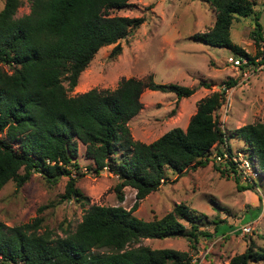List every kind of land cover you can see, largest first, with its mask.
<instances>
[{"label":"trees","instance_id":"16d2710c","mask_svg":"<svg viewBox=\"0 0 264 264\" xmlns=\"http://www.w3.org/2000/svg\"><path fill=\"white\" fill-rule=\"evenodd\" d=\"M21 1L4 0L0 8V186L9 178L20 185L34 171L50 182L68 174L59 199L86 197L75 185L84 172L76 159L81 141L94 163L89 168L96 172L108 168L117 176L114 188L119 199H123V186L135 190L129 207L92 202L75 228L63 235L37 231L38 216L11 225L0 220V264H196L186 249L129 243L141 237L182 235L195 247L200 235L212 234L201 227L210 222L205 212L184 201L148 219L133 210L142 197L165 181L166 167L178 174L189 166L205 164L212 147L220 151L224 145L232 150L230 135L241 139L244 145L240 149L247 150L257 172L253 181L240 186H258V178L264 179V122L221 128L214 111L221 104L223 87L197 99L184 127L173 125L149 141L135 138L128 119L142 107L140 95L145 88L173 91L181 97L196 87L156 81L148 74L123 76L113 87L92 86L73 94L67 90L75 86L80 71L100 46L114 43L110 54L118 53L119 39L144 16L110 12L127 5L128 0H27L29 10L15 15ZM211 2L216 8L213 24L194 32L193 38L225 46L249 62H256L255 56L263 53L264 60L257 13L251 28L257 54L251 55L230 37L233 17L250 14L253 1ZM235 82V77H229L225 83ZM209 83L200 81L206 86ZM221 162L216 167L239 181L236 164L231 159ZM254 208L258 209L256 216L259 206ZM214 222L215 233L228 226ZM93 247L106 250L92 253ZM259 259L264 260V247L249 238L246 247L224 264H250Z\"/></svg>","mask_w":264,"mask_h":264},{"label":"rangeland","instance_id":"374dc122","mask_svg":"<svg viewBox=\"0 0 264 264\" xmlns=\"http://www.w3.org/2000/svg\"><path fill=\"white\" fill-rule=\"evenodd\" d=\"M252 1L250 14L233 17L230 37L254 55L257 54V46L251 28L255 13L264 28V0ZM3 3L4 0H0V8ZM28 10L29 1L22 0L15 15ZM110 12L143 15L144 19L119 39L121 48L118 53L110 54L114 43L100 46L80 71L75 86L68 88V93L92 86L113 87L121 77L128 75L146 77L151 74L156 81H177L195 86L191 94L181 97L168 90L145 88L142 91V107L128 119V125L133 137L145 141L173 125L184 127L196 109L197 99L223 87L221 104L214 111L221 128L230 130L254 120L264 122V65L260 68L254 64L235 65L227 60V55L233 53L229 48L193 38L194 32L213 24L216 8L211 0H128L127 5ZM255 59L264 62L261 53ZM243 70L249 73L245 74ZM229 77H235L236 82L226 86ZM201 80L210 83L206 86L200 84ZM64 84H67L66 80ZM228 141L232 150H239L244 145L233 135ZM214 152L212 147L207 163L189 166L178 174L166 167L165 181L142 197L133 210L137 216L148 219L162 215L175 202L184 201L207 214L210 222L201 227L212 234L200 235L195 247L190 246L189 240L182 235L141 237L129 244L186 249L196 264H224L232 254L246 247L249 238L256 246L264 247V210L259 207L258 214L254 216L258 211L254 207L259 206L258 187L264 192V179L259 177V186L252 189L241 187L240 184H247V181L241 177L238 181L233 175L220 171L216 165L220 163L222 166L223 163L215 159ZM76 159L84 172L77 176L75 185L86 197L60 200L68 174H61L50 182L34 171L20 185L9 178L0 186V220L11 225L31 221L38 216L37 231L55 236L72 231L84 209L92 202L125 207L132 204L135 189L130 185L123 186V199H119L114 188L117 176L108 168L99 172L89 168L88 165L94 163L86 156L85 145L81 141H78ZM214 221L228 226L223 232L215 233ZM244 221L252 225L249 232L239 227ZM185 224L189 226L186 221ZM103 250L106 248L93 247L91 252ZM250 264H264V260H251Z\"/></svg>","mask_w":264,"mask_h":264},{"label":"built area","instance_id":"2783aa9c","mask_svg":"<svg viewBox=\"0 0 264 264\" xmlns=\"http://www.w3.org/2000/svg\"><path fill=\"white\" fill-rule=\"evenodd\" d=\"M261 35L264 38V28L261 29ZM262 40L260 42V48H263ZM263 53H261L262 56ZM227 60L231 63H234L235 65H241L243 64L244 66H251L254 64L256 68H260L264 65V62L257 61L256 62H251L249 63L248 58L243 55H238V54H229L227 55ZM256 64V65H255ZM248 69V68H246ZM246 73L245 70H243ZM214 157L218 161H224L231 159L233 163L236 164L237 166V171L240 173V177L244 181H253L254 177L256 176V169L254 168L253 165V160L248 154L242 150H228L224 145L222 146V149L220 151L215 150L213 153ZM259 186V185H258ZM258 202H259V207L261 210H264V192L261 191V189L258 187ZM239 227L242 229L244 232H249L252 228V225L249 221H245L239 225Z\"/></svg>","mask_w":264,"mask_h":264}]
</instances>
